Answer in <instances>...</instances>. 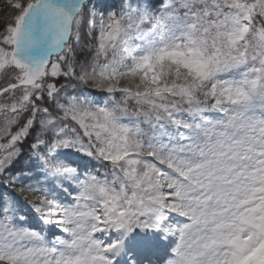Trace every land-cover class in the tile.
<instances>
[{"label": "snow or ice", "instance_id": "1", "mask_svg": "<svg viewBox=\"0 0 264 264\" xmlns=\"http://www.w3.org/2000/svg\"><path fill=\"white\" fill-rule=\"evenodd\" d=\"M0 264H264V0H0Z\"/></svg>", "mask_w": 264, "mask_h": 264}]
</instances>
